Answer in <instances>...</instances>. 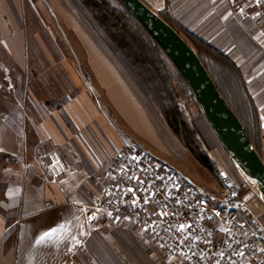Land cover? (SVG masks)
Returning <instances> with one entry per match:
<instances>
[{"label":"crops","instance_id":"obj_1","mask_svg":"<svg viewBox=\"0 0 264 264\" xmlns=\"http://www.w3.org/2000/svg\"><path fill=\"white\" fill-rule=\"evenodd\" d=\"M142 1L238 65L259 112L264 163V28L255 15L240 14L238 0ZM194 104L191 126L217 172L236 181ZM129 143L175 169L191 155L80 0H0V155L8 159L0 164V264H183L128 222L106 228L85 221L105 166ZM49 149L66 164L56 180L44 168Z\"/></svg>","mask_w":264,"mask_h":264},{"label":"built area","instance_id":"obj_2","mask_svg":"<svg viewBox=\"0 0 264 264\" xmlns=\"http://www.w3.org/2000/svg\"><path fill=\"white\" fill-rule=\"evenodd\" d=\"M264 28V0H238ZM51 180L66 164L56 149L44 154ZM217 187H200L175 168L129 143L108 162L96 201L87 206L88 225L128 222L168 260L183 264H264V230L248 211L239 186L219 173Z\"/></svg>","mask_w":264,"mask_h":264},{"label":"trees","instance_id":"obj_3","mask_svg":"<svg viewBox=\"0 0 264 264\" xmlns=\"http://www.w3.org/2000/svg\"><path fill=\"white\" fill-rule=\"evenodd\" d=\"M80 1L144 80L173 134L200 165L215 174L217 169L213 159L184 114L181 102L184 101L187 106L197 101L176 65L123 2ZM157 14L197 53L217 90L242 123L251 144L262 159L259 112L238 65L209 42L178 24L167 13L161 11ZM143 75L149 80L144 79Z\"/></svg>","mask_w":264,"mask_h":264},{"label":"water","instance_id":"obj_4","mask_svg":"<svg viewBox=\"0 0 264 264\" xmlns=\"http://www.w3.org/2000/svg\"><path fill=\"white\" fill-rule=\"evenodd\" d=\"M135 15L179 69L204 115L222 142L247 174L261 185L264 196V163L226 100L217 90L201 60L188 42L142 0H120Z\"/></svg>","mask_w":264,"mask_h":264},{"label":"rangeland","instance_id":"obj_5","mask_svg":"<svg viewBox=\"0 0 264 264\" xmlns=\"http://www.w3.org/2000/svg\"><path fill=\"white\" fill-rule=\"evenodd\" d=\"M143 78L149 80L146 75H143ZM181 105L182 108H184L185 116L187 118L193 117L195 113L194 102L185 106L184 101H182ZM226 155L228 157L229 163L233 167V173L235 172L236 181L233 180L232 176L226 172L221 171L219 173L227 174L230 180H232V182L236 186H239L240 194L243 196L248 211L258 220L261 228L264 230V196L261 193V185L247 174L246 170L241 166L237 158L230 151L226 150ZM3 160L4 162H8V159L6 157L2 158V156L0 155V164ZM177 161L179 162V164L176 170L182 175H185L186 178L190 180V182L200 187H217V183L219 182L218 172H216L215 174L210 173L202 165H200L191 155L186 158L183 157V159L179 158L177 159ZM167 162H172V160L167 159ZM106 167L107 166H105V168ZM206 181H208V184H204Z\"/></svg>","mask_w":264,"mask_h":264}]
</instances>
